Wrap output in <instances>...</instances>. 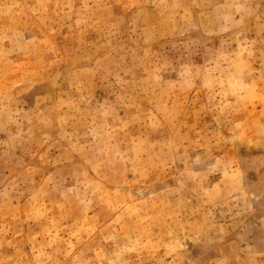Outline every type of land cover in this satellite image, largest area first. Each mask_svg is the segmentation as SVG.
I'll use <instances>...</instances> for the list:
<instances>
[{
    "label": "rangeland",
    "instance_id": "374dc122",
    "mask_svg": "<svg viewBox=\"0 0 264 264\" xmlns=\"http://www.w3.org/2000/svg\"><path fill=\"white\" fill-rule=\"evenodd\" d=\"M0 264H264V0H0Z\"/></svg>",
    "mask_w": 264,
    "mask_h": 264
}]
</instances>
